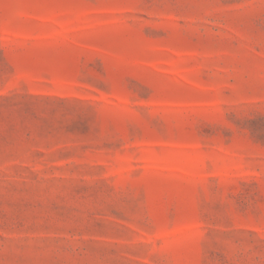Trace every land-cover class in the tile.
I'll list each match as a JSON object with an SVG mask.
<instances>
[{"label": "rangeland", "instance_id": "374dc122", "mask_svg": "<svg viewBox=\"0 0 264 264\" xmlns=\"http://www.w3.org/2000/svg\"><path fill=\"white\" fill-rule=\"evenodd\" d=\"M0 264H264V0H0Z\"/></svg>", "mask_w": 264, "mask_h": 264}]
</instances>
